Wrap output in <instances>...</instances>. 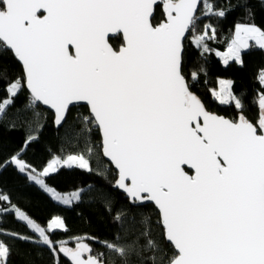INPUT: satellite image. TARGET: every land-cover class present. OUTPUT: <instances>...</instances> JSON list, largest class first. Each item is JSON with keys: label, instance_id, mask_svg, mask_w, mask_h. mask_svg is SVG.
Returning a JSON list of instances; mask_svg holds the SVG:
<instances>
[{"label": "snow or ice", "instance_id": "6c2138e0", "mask_svg": "<svg viewBox=\"0 0 264 264\" xmlns=\"http://www.w3.org/2000/svg\"><path fill=\"white\" fill-rule=\"evenodd\" d=\"M253 5L264 10V0H227V7L217 0H0V133H24L0 160V178L12 169L65 207L96 206L112 238L78 236L75 247L53 241L65 222L57 216L40 226L2 189L0 222L13 215L35 235L0 236L33 245L38 258L46 249L50 264H62L61 254L70 264H264V94L254 101L260 112L253 122L231 82L220 81L213 95L238 110L227 118L206 108L185 72L187 45L203 58L217 36L211 24L198 34L202 18L222 20L236 8L252 22L236 23L224 63L242 66L250 42L264 51ZM8 57L20 64L19 75L3 65ZM200 72L190 70L192 83ZM258 79L264 86V72ZM80 102L86 110L70 120V106ZM45 108L58 149L38 170L25 157L40 143ZM62 169L96 176L124 200L95 181L59 194L46 178ZM12 254L0 239V264Z\"/></svg>", "mask_w": 264, "mask_h": 264}, {"label": "trees", "instance_id": "16d2710c", "mask_svg": "<svg viewBox=\"0 0 264 264\" xmlns=\"http://www.w3.org/2000/svg\"><path fill=\"white\" fill-rule=\"evenodd\" d=\"M231 2L235 5L237 0H231ZM221 6L227 7V0H217V7ZM253 6L257 9L254 22L261 30H264V10L260 9L258 5ZM243 16V11L236 8L222 20L210 17L202 18L198 26V34L203 32L205 24H211L217 29V36L214 40L208 41L211 51L205 53L203 58L200 57L199 51L191 43L187 45L188 55L185 72L191 84V90L198 95L209 111L227 118H231L238 111L234 107V101L230 104L221 105L212 95V91L217 90L218 80L223 79L231 82L230 90L242 99L245 105V115L253 122H257L260 110L258 104L254 101L257 100L259 95L264 94V86L258 79L260 74L264 72V51L259 50L253 42H250L253 46L242 52V66L235 62L222 65L217 55V53L224 52L230 46L231 40L234 39L237 22H252L242 19ZM189 40H191V37H189ZM110 42L114 45L117 43L115 40H110ZM3 65L9 69V74L13 77L22 72L21 66L14 57L5 58ZM200 66L204 68V72L199 73L198 83H192L190 70ZM205 72L207 74L206 83ZM2 88L3 82L0 81V95L3 94ZM23 100L24 97L21 96L17 103H21ZM85 110L86 107L71 108L69 119L71 120L78 113H83ZM52 120L53 116L49 111L48 122L41 135L40 143L31 146L25 157L38 170H42L49 162V150L53 155L57 154L58 140ZM23 139L24 133L22 131H3L0 133V148H2L0 160L10 156L19 148ZM92 164L93 167L96 166L95 161ZM109 179L115 180L113 169L109 173ZM88 181H95L98 185H104L119 201L124 200L122 193L109 188L103 180L81 171L62 169L46 178V183L61 193L76 190L78 185ZM0 189L10 195L13 204L17 205L21 211L41 226H45L53 217H60L65 222L67 231L54 230L50 234L53 241L68 240L70 241L69 246L75 247L74 239L78 236L91 235L100 239L112 238L107 219H101L102 210L97 211L96 206L89 208L81 205L78 208H73L57 204L38 186H27L25 180L12 169L3 173L2 178H0ZM6 205L7 202L0 207ZM146 211L152 215L153 219L158 217V213L152 205H148ZM3 230H8L11 233L35 235L23 223L14 219L13 215L3 216L2 222H0V231ZM0 239L12 246L13 254L10 258V264H50V254L46 249L43 258H38L35 252L39 249H35L33 245L22 243L20 240H13L9 235L0 236ZM94 247L102 250L98 244ZM61 260L62 264H70L62 255Z\"/></svg>", "mask_w": 264, "mask_h": 264}, {"label": "rangeland", "instance_id": "374dc122", "mask_svg": "<svg viewBox=\"0 0 264 264\" xmlns=\"http://www.w3.org/2000/svg\"><path fill=\"white\" fill-rule=\"evenodd\" d=\"M235 38V37H234ZM254 43V42H253ZM219 54L220 55H218L221 59H222V61H223V63H224V60H223V56H225L226 54H227V50L225 51V52H219ZM221 89H222V87H220V89H217V90H214V91H212V95H213V93H216L217 95H219V93H220V91H221ZM217 95H213V97L219 102V100H218V98H217ZM49 162H50V160H49ZM47 166V165H46ZM45 166V167H46ZM74 192H75V190H73V191H70V192H65V193H61V192H58L59 194H62V195H65V196H71V195H73L74 194ZM47 194V193H46ZM50 198H51V196L49 195V194H47ZM52 199V198H51ZM53 200V199H52ZM54 201V200H53ZM55 203H57V204H60V205H62L61 203H59V202H57V201H54ZM64 206V205H63ZM53 218H55V217H53ZM52 218V219H53ZM51 219V220H52ZM50 220V221H51ZM50 221H48L47 222V224L45 225V226H42V227H45V228H47L48 227V224H49V222ZM41 226V225H40ZM54 230H61V229H54ZM53 230V231H54Z\"/></svg>", "mask_w": 264, "mask_h": 264}, {"label": "water", "instance_id": "95a60500", "mask_svg": "<svg viewBox=\"0 0 264 264\" xmlns=\"http://www.w3.org/2000/svg\"><path fill=\"white\" fill-rule=\"evenodd\" d=\"M20 65V64H19ZM75 107H86L84 104H83V102H80L78 105H76V106H70V109L71 108H75ZM45 110H47L46 108H45ZM48 111H50L51 112V110H48ZM104 161L106 162V163H108L111 167H112V169L114 170V172H115V169H114V166L113 165H111V162L110 161H108L107 160V158H104ZM121 193V192H120ZM148 205H152L154 208H155V206H154V204H152V203H150V202H148ZM155 210L157 211V213H158V210L155 208ZM62 255V254H61ZM66 259V258H65ZM67 260V259H66ZM68 261V260H67Z\"/></svg>", "mask_w": 264, "mask_h": 264}, {"label": "crops", "instance_id": "0c3cea01", "mask_svg": "<svg viewBox=\"0 0 264 264\" xmlns=\"http://www.w3.org/2000/svg\"><path fill=\"white\" fill-rule=\"evenodd\" d=\"M234 37H235V30H234ZM225 51H226V50H225ZM225 51H224V52H225ZM219 58H220V57H219ZM220 62H221L222 65H226L225 63H223V61H222L221 58H220ZM230 62H235V61L229 60L228 63H230ZM235 63H236V62H235ZM237 64H238V63H237ZM220 81L228 82L227 80H223V79L218 80V82H217V84H218L217 89H220V87H223V85L220 83Z\"/></svg>", "mask_w": 264, "mask_h": 264}]
</instances>
